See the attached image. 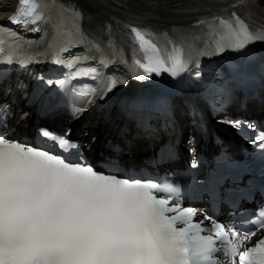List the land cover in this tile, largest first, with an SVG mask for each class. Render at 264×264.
<instances>
[{"label": "snow or ice", "instance_id": "snow-or-ice-1", "mask_svg": "<svg viewBox=\"0 0 264 264\" xmlns=\"http://www.w3.org/2000/svg\"><path fill=\"white\" fill-rule=\"evenodd\" d=\"M247 3L234 0L221 9L224 15L203 17L186 27L161 31L159 26L116 19L115 31L113 23L106 22L91 32L84 28L85 13L76 4L18 0L9 22L25 29L31 25L42 36L24 40L13 29L0 26V65L26 68L43 58L62 68L63 78L45 81L56 85L48 91L45 114L64 110L76 119L97 93L107 104L112 99L108 94L114 97V90L128 83L87 62L99 56L104 68L117 60L126 64L122 52L127 45L136 80L159 83L153 76L166 73L179 88L183 84L179 78L187 73L198 79L205 95L219 98L223 108L238 90L253 97L257 89L264 92V54L249 47L264 41V31L253 30L235 11ZM93 18L89 13L88 19ZM79 46L84 50L74 52ZM137 53L142 58H136ZM213 56L219 57L212 61L215 79L200 80L202 58ZM8 72V67L0 69V80ZM82 77L95 83H72ZM118 106L127 121L148 135L174 123L168 95L121 100ZM213 108L217 110L215 103ZM0 111L4 113L0 127L6 128V106ZM230 123L238 130L244 126L255 131L253 142H258L264 159V132L256 122ZM112 147L116 153L122 151L118 144ZM84 148L70 128L57 133L40 127L30 142L0 133V264H218V256L230 258L231 264H264V238L244 247L255 232L226 228L212 215L197 221V210L183 206L171 179H145L143 170L123 168L114 157L93 163ZM247 171L225 153L204 173L203 193L213 203H235L233 197L247 191L237 187ZM257 223L264 228V222Z\"/></svg>", "mask_w": 264, "mask_h": 264}, {"label": "bare ground", "instance_id": "bare-ground-1", "mask_svg": "<svg viewBox=\"0 0 264 264\" xmlns=\"http://www.w3.org/2000/svg\"><path fill=\"white\" fill-rule=\"evenodd\" d=\"M92 15L101 16V22L143 21L175 27L190 26L205 14L200 0H78ZM4 2V3H3ZM17 0H0V10L10 14ZM247 12L264 20V0H249ZM88 13V14H89ZM115 18V19H113Z\"/></svg>", "mask_w": 264, "mask_h": 264}]
</instances>
